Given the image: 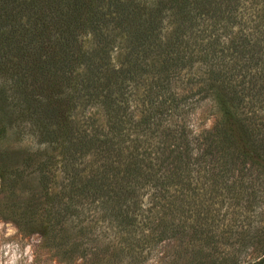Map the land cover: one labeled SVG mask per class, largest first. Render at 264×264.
I'll return each instance as SVG.
<instances>
[{
  "label": "trees",
  "instance_id": "1",
  "mask_svg": "<svg viewBox=\"0 0 264 264\" xmlns=\"http://www.w3.org/2000/svg\"><path fill=\"white\" fill-rule=\"evenodd\" d=\"M84 33L97 36L96 49L82 48L79 36ZM252 33L259 34L254 37ZM111 52L117 54L118 68L105 67ZM263 55L264 0H0V73L9 82L7 87L0 80L4 96L0 99L10 115L30 119L36 128L33 133L51 151L59 148L55 162L67 174V187L55 189L50 182L56 163L47 157L36 165L48 204L46 219L60 223L71 216H83V221L98 215L99 220L108 221L112 233L114 229L125 232L120 251L132 264L144 263L147 254L166 238L181 237L185 220L193 215V231L203 235L224 194L222 183L217 182L222 173L218 171L205 184L192 176L189 164H156L150 149L124 146L130 137L123 127L127 115L112 104L107 106L108 130L77 140L62 116L64 101L76 88L145 80V97L153 112L137 120L138 126L157 114L153 97L169 92L172 83L183 81L197 67L201 74H193L186 83L198 81L200 91L219 93L212 137L227 142L231 136L242 135L255 153L252 163L264 168ZM253 65L254 73L249 68ZM260 79L262 83L257 84ZM170 91V108L182 109L187 95ZM6 129L0 125V135ZM114 138L120 142L112 150ZM91 148L105 152L106 161L100 163ZM124 148L129 151L128 160H123ZM109 152L120 157L121 163H115ZM91 155L93 160L85 163ZM251 185L247 183V188ZM143 196L149 197L150 205H144ZM245 196L243 209L253 201ZM85 197H90L87 209L81 201ZM243 236L255 254L248 261L239 259L235 243L213 247L216 257L211 251L205 255L204 244L186 258L163 255L155 263L264 264V223Z\"/></svg>",
  "mask_w": 264,
  "mask_h": 264
},
{
  "label": "rangeland",
  "instance_id": "2",
  "mask_svg": "<svg viewBox=\"0 0 264 264\" xmlns=\"http://www.w3.org/2000/svg\"><path fill=\"white\" fill-rule=\"evenodd\" d=\"M257 34L252 33L254 37ZM79 37L85 51L97 48L99 40L93 33H84ZM111 55L105 67L118 68L120 62L117 54L111 52ZM249 68L254 73L255 65ZM193 74L196 77L201 72L196 67L192 73L184 76L183 81ZM2 75L0 73V80L8 87V79ZM183 81L172 83L170 87V90L176 89L187 95L188 99L182 102V109L175 111L170 108L172 91L155 95L153 99L157 114L150 120L141 121L138 126L137 120H143L153 112L148 109L151 105L145 97L148 90L145 80L138 84L121 82L94 89L76 88L65 99L62 116L69 121V134L78 140L85 134L93 135L100 129L108 130L111 122L108 107L112 104L127 115L123 127L130 137L124 146L137 144L150 149L156 164H189L192 176L200 178L205 184L210 183L208 180H212L218 171L222 173L217 182L222 183L224 194L216 202L218 211L213 212L214 217H209V225L204 226L208 231L203 235L193 231V215L191 219L185 220L186 228L181 237L178 235L157 243L153 253L147 254L146 261L141 264H156V259L163 255L186 258L204 244L207 245L204 249L207 255L213 247L222 248L224 244L235 243H238L235 250H239V259L248 261L255 254L247 246V239L243 235L264 223V168L252 163L255 153L242 135L231 136L227 142L212 137V126L218 116L214 103L219 98L218 90L204 93L199 90L202 85L198 81L192 84ZM262 81L256 80L257 84ZM0 98L4 96L0 94ZM6 109L0 99V125L5 124L7 127L6 133L0 135V175H6L5 179L0 177V264H132L120 251L125 232L112 229L116 232L112 233L108 221L99 220L98 215L83 221V216H71L60 223H55L52 218L51 222L46 219L49 217L45 214L48 204L36 165L47 157L55 162L59 158V148L51 151L33 133L36 128L29 118L16 119ZM130 140L132 143H129ZM112 141L113 150L114 143L120 142V139L114 138ZM91 149L96 150L94 152L100 163L106 161L105 152L103 154L101 150ZM128 154V149L124 148L123 160L129 159ZM109 155L113 156L115 163H121L120 157H115L111 152ZM93 157L91 155L83 161L91 162ZM61 169L58 163L51 169L55 175L50 184L55 189L67 187V174ZM249 182L253 183L251 188H247ZM175 187L179 188L180 185ZM204 194L207 197V193ZM244 194L253 198L247 209L241 208L247 198ZM81 201L85 209L90 206V197ZM142 201L145 206L151 203L147 196H143ZM52 224L56 226L54 229L50 227ZM211 253L216 257L217 250ZM207 256L202 254L206 260Z\"/></svg>",
  "mask_w": 264,
  "mask_h": 264
}]
</instances>
